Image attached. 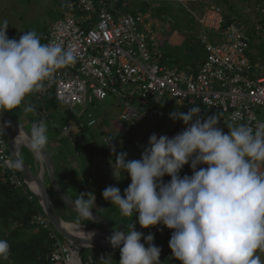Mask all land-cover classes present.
Returning a JSON list of instances; mask_svg holds the SVG:
<instances>
[{"label":"clouds","instance_id":"1","mask_svg":"<svg viewBox=\"0 0 264 264\" xmlns=\"http://www.w3.org/2000/svg\"><path fill=\"white\" fill-rule=\"evenodd\" d=\"M8 26L6 19L0 22V113L26 104V97L77 60L71 48L43 44L33 30L10 39ZM23 111L35 108L27 105ZM200 113L199 107L171 113L185 130L172 138L152 134L139 160H128L125 152L115 155L113 176L117 179L122 169L131 183L123 195L118 187L108 186L102 197L122 216L136 217L143 229L163 225L172 230L169 248L179 264H264L258 254L264 253V123L255 129L238 124L225 133L216 115L203 118ZM48 143L44 120L33 123L28 133L18 132L13 141L41 163ZM185 165L192 175L181 177ZM0 167L23 170L24 161L12 154ZM165 176L170 182L163 183ZM95 200L89 192L71 202L79 219L94 220ZM87 235L91 240L95 233ZM153 241L152 234L145 237L132 222L127 230L113 229L107 239L120 250L119 264H160L161 248ZM10 247L0 239V260H8ZM99 261L114 260L102 256Z\"/></svg>","mask_w":264,"mask_h":264},{"label":"built area","instance_id":"2","mask_svg":"<svg viewBox=\"0 0 264 264\" xmlns=\"http://www.w3.org/2000/svg\"><path fill=\"white\" fill-rule=\"evenodd\" d=\"M60 17L42 35L41 43H61L71 48L76 63L58 70L54 79L35 92L38 102L51 100L77 119L79 128L94 127L97 118L88 108L112 98L119 105L120 119L130 122L140 115L161 114L158 106L201 107L230 126L246 124L255 129L264 123V59L251 62V36L237 22H226L224 10L206 1L190 12L204 58L198 66L179 65L157 49V26L150 11L125 9L127 0H60ZM184 8L196 0H176ZM83 108L78 114L74 107ZM174 110V109H173ZM170 109L169 115L174 111ZM86 123L79 122L81 117ZM10 157L6 136L0 128V164ZM5 183L33 198L34 193L18 170L0 167ZM52 239L51 260L80 264L66 253L43 210L34 217Z\"/></svg>","mask_w":264,"mask_h":264},{"label":"crops","instance_id":"3","mask_svg":"<svg viewBox=\"0 0 264 264\" xmlns=\"http://www.w3.org/2000/svg\"><path fill=\"white\" fill-rule=\"evenodd\" d=\"M189 32L190 31H186L185 33L184 31L186 35ZM172 35L182 42L181 34L174 32ZM173 37L162 39V36H158L157 40L159 48L157 49L162 53L163 58L169 57L170 60L176 62L171 53L173 52L172 49L166 45V43H170V40ZM199 54L201 57L196 66H198L204 58V53L201 47ZM175 64L185 65L178 61ZM24 105H31L35 108L34 112L28 114L30 117H33L38 113H44V115L48 117V128L57 135L56 137L49 138L47 151L51 157V165L53 167L54 175L61 190L72 201H75L78 198L79 193H94L96 200L93 213L101 217L103 221H108L107 225L112 231V226L116 229L120 228V230L123 231L125 228L129 227L132 222L138 232H142L145 237L149 234L154 236L153 243L161 248L160 260L164 264H179V261L172 256L171 249L169 248L172 230L167 229L163 225H158L157 227L150 229L141 228L136 217L122 216L117 206L112 205L111 202L103 199L102 192L108 186H115L120 189L121 195H123L124 190L131 183L130 177H128L122 169L117 172L118 180L113 176L111 162L115 160V155L120 152H125L127 153L128 160L141 159L142 152L144 148L148 146L149 138L152 134H156L158 138L161 135L172 138L185 130L186 126L182 121H174L170 118V109H174L173 111L187 112L192 106L173 105L172 102H166L158 106L159 111H161L160 115H140L130 122H124L119 116L120 109L118 103L112 98H108L105 101L96 102L88 108V110L94 113L97 118L96 125L94 127L84 126L83 128H79L77 126V119L67 110L66 114H64L66 123L58 127L56 122L49 117L51 111L49 109V107H51L49 103L45 104L44 101L38 102L34 93L26 97V104H23L22 106L25 107ZM199 108L201 110V117L206 118L207 116H212L201 107ZM12 112H14V109ZM8 113L4 111V114L17 121V119L13 118ZM86 120L87 118L83 116L79 122L85 124ZM219 127L227 133V131L233 126L223 124L219 120ZM19 155L37 175L41 166H39L40 162L34 158L33 154L27 150L21 154L19 152ZM198 167L204 166L201 165ZM261 170H264V165L261 166ZM184 175H192L190 165H185L181 170L180 176L183 177ZM44 176L45 173L43 174V182L46 190L54 201L56 200V193L52 189L49 178ZM170 180L171 177L165 176L163 178V183H168ZM65 208L61 210L62 212L57 210L60 217L66 221H74V218L77 220V223H79V218L76 215L77 213L73 212L66 206ZM82 220H84V223L82 224H87V220L90 219ZM92 227L98 226L93 225ZM162 240H164V242H162ZM141 242L144 243L143 240ZM145 246L147 247V244ZM258 254L261 256L262 261H264V253Z\"/></svg>","mask_w":264,"mask_h":264},{"label":"rangeland","instance_id":"4","mask_svg":"<svg viewBox=\"0 0 264 264\" xmlns=\"http://www.w3.org/2000/svg\"><path fill=\"white\" fill-rule=\"evenodd\" d=\"M206 1L207 0H196L194 3H188L184 8L183 6H180L176 0H127L125 9L132 12L150 11L152 22L158 28L157 36H162V39L173 37L172 34L174 32L181 34L182 42L177 40L176 37H173L171 38L170 43H166V45L172 49L173 52L171 53L173 54L174 61L176 60L182 63L194 62L196 64L198 62L197 56L200 53V48L196 41L185 33L186 31L194 30L191 25L192 23L190 24L189 21L192 17L189 11L194 12L196 9L199 10L200 5ZM208 1L214 4L219 1L221 4L220 7L230 15L234 22L239 23L240 26L252 36L250 56L259 62L261 56L264 54V0ZM62 6L63 4L60 0H0V22L5 19L8 21L9 26L7 29V36L10 39L15 38L18 40L24 32L30 30L35 31L39 38H42V35L47 29L50 28L60 17ZM157 48H159L158 42ZM50 106L49 109L51 111L49 117L56 122V125L59 127L66 123L64 117L66 109L54 101ZM82 109L83 108L76 106L73 111L78 114ZM5 112L8 113L9 111ZM8 114L17 119V121L19 120V124L28 132H30L33 123H38L39 121L44 120L48 124V117L44 115V113H38L37 115L30 117L28 115L29 113L23 111V106L14 109V112L11 111ZM48 136L50 138L56 137L57 135L48 128ZM27 150V147H20L19 152L21 154ZM44 177H47L46 171ZM13 189L15 190V188ZM16 192L21 196H24L28 201L33 200L35 207H38L39 209L37 212L42 210L40 202L35 197L29 198L28 195L24 194L25 191L17 190ZM48 195L51 203L53 202L52 205L55 211L57 212L58 210L59 212H62L61 210H63L66 205L64 206V203L62 201L60 202V198L56 194V200L54 201L50 194ZM15 198H18V196ZM9 205L10 204L6 201L3 191L0 189V212L4 213ZM26 210L29 211L27 207H23V212ZM16 212L21 213L20 206L16 209ZM37 212L32 216L30 223L27 225H24L20 220L14 222L13 218L7 228L0 223V239L7 240L11 246L8 260H0V264H64L62 262L51 260L53 241L49 238V234L46 230L33 222V217ZM73 220L74 221L68 222L78 225L98 226V223L95 220H87V224H82L84 223V220L82 219H78L79 223H77V220L74 218ZM104 222L107 224L108 221ZM112 228L116 229L114 226H112ZM127 229L128 227L124 230ZM135 230L138 231L136 228ZM57 237L61 243L65 244L67 248H70V250H66V253L71 254L73 248L71 243L61 237L58 233ZM162 242H164V240H162ZM76 247L79 249L78 257L80 264H103L102 261H99L102 256L105 258L111 256L114 260L113 264H119V249L88 248L79 245Z\"/></svg>","mask_w":264,"mask_h":264},{"label":"water","instance_id":"5","mask_svg":"<svg viewBox=\"0 0 264 264\" xmlns=\"http://www.w3.org/2000/svg\"><path fill=\"white\" fill-rule=\"evenodd\" d=\"M0 128L3 130L6 136L10 156L12 154L13 156L16 154L17 156L20 157L19 155L20 147L13 145V141L15 139V132L16 130H20L23 133H28V131L23 126H21L17 121L11 119L9 116L3 113H0ZM45 156H46V160L43 162L44 172L42 171L41 168L36 175L25 162H24L23 170H18V172L21 174L22 178L28 184H32L36 188L37 193H34V196L40 202L42 206V210L46 215L47 219L49 220V222L51 223V225L53 226V228L58 232V234L61 237H63L64 239L68 240L69 242L73 243L76 246L79 245L88 248H112L111 245L107 242V239L112 235L113 231L107 226V224L103 221V219L98 215H96L95 213H93V218L98 223V227L74 224L72 222H68L62 219L57 214L51 203L45 184L43 182V174L45 173V171L47 177L50 180L53 191L60 198V200L66 205V207H68L70 210L75 212L71 205V202L73 201L61 190V188L58 185L54 175L53 167L51 165L52 160L48 151H46ZM74 228H78V229L80 228L89 233H95V235L91 240L90 237H88V239L79 238L76 237L74 232L72 231ZM160 264H164V263L160 260Z\"/></svg>","mask_w":264,"mask_h":264},{"label":"trees","instance_id":"6","mask_svg":"<svg viewBox=\"0 0 264 264\" xmlns=\"http://www.w3.org/2000/svg\"><path fill=\"white\" fill-rule=\"evenodd\" d=\"M216 4L221 6L219 1H217ZM203 5H204V3L202 5H200L199 8H201V6H203ZM63 7H64V5L62 6V8ZM197 10L198 9H196L195 11H197ZM224 17H225V21L228 22V23L234 21L230 17V15L225 12V10H224ZM191 18L189 20L190 24L192 23L191 24L192 27L194 28L195 31H197V27H196V24L194 23V19L193 18L191 19ZM194 30H190V31H194ZM187 35L190 38H193L196 41V43L199 46V48H200V45H199L198 41L196 40V38L190 32L187 33ZM251 38H252V36H251ZM200 57H201V55L199 54L197 56V59L199 60ZM261 59H264V54L261 56ZM168 60H170L169 57L163 58V62H168ZM198 62L196 64L194 62H191V63L190 62H184L183 64L191 65L193 67L194 66L196 67ZM251 62L253 64H255L257 62V60L255 58L251 57ZM44 102H45V104L49 103V105L53 104V101H51V100H45ZM69 115H71V114H69ZM0 189L3 191V193L5 195V198H6V201L10 204L8 206L7 210L4 211V213L0 212V223H2L5 228H7V227H9L10 222H11V220L13 218L14 222L16 220H20L24 225L29 224L30 223V219L32 218V216L39 210L38 207H35L34 201L33 200L32 201H28L24 196H21L20 194H18L16 192L17 190L16 189L14 190L8 183H5L1 176H0ZM17 196H18V198H15ZM13 206H14V208H13ZM19 206H20V209H21V213L20 212H16V209ZM23 207H25V208L27 207V209L29 211L26 210V211L23 212Z\"/></svg>","mask_w":264,"mask_h":264},{"label":"bare ground","instance_id":"7","mask_svg":"<svg viewBox=\"0 0 264 264\" xmlns=\"http://www.w3.org/2000/svg\"><path fill=\"white\" fill-rule=\"evenodd\" d=\"M18 132H20V133H22L23 134V132L22 131H20V130H16V132H15V137L18 135ZM39 164V163H38ZM39 166H41L40 168H42V171L44 172V166H43V163H41L40 162V164H39ZM30 187H31V189H33L36 193H37V190H36V188L32 185V184H30ZM73 232H74V234H75V236L76 237H79V238H84V239H88V233L89 232H87V231H85V230H82V229H78V228H74L73 230H72ZM77 249H73V258H72V261L74 262V263H78V260H77Z\"/></svg>","mask_w":264,"mask_h":264}]
</instances>
